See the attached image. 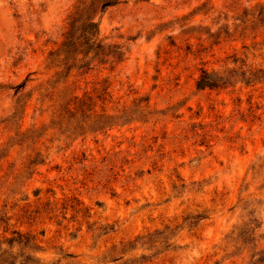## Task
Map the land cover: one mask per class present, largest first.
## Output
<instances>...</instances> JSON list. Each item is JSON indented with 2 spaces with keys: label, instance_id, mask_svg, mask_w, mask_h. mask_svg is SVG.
<instances>
[{
  "label": "rangeland",
  "instance_id": "rangeland-1",
  "mask_svg": "<svg viewBox=\"0 0 264 264\" xmlns=\"http://www.w3.org/2000/svg\"><path fill=\"white\" fill-rule=\"evenodd\" d=\"M74 2L0 0L1 181L43 160L0 188V231L41 264H264V0H121L95 20L122 60L56 77ZM64 85L106 125L52 124Z\"/></svg>",
  "mask_w": 264,
  "mask_h": 264
},
{
  "label": "trees",
  "instance_id": "trees-1",
  "mask_svg": "<svg viewBox=\"0 0 264 264\" xmlns=\"http://www.w3.org/2000/svg\"><path fill=\"white\" fill-rule=\"evenodd\" d=\"M121 0H75L66 16V30L59 46L52 52L54 56L55 76L60 77L63 72L71 70V68H86L94 62H119L125 55V51L118 44H109L104 42L99 37L98 25L96 23V15L103 11L106 7L112 6ZM261 8L253 16V20L261 21L264 19V5H258ZM263 22V21H262ZM252 74V70H248ZM65 75V74H64ZM225 75L218 71H208L203 69L195 82L198 89L204 88H219L227 84ZM62 98H59V104L53 113L52 124L64 123L71 127V133L78 134L82 130V120L85 117V112L91 113L87 116L91 120L92 125L89 128L101 129L106 124H102V115L98 117L95 114L97 101L102 102L105 98L100 95L92 96L83 93L82 96L75 94L70 90L68 85L62 88ZM22 97L19 95L14 103L11 118L20 113L19 120L24 113V108L21 109ZM79 118V119H78ZM106 118V115L104 116ZM64 120L65 122H62ZM71 120L70 122H68ZM74 124L73 126H71ZM102 125V126H101ZM36 132L35 128H31L26 132ZM26 132H19L23 135ZM7 155L0 156V172L1 161ZM42 155L39 152L35 153V158L29 160L27 165H23L15 176L12 177V182H2L1 179L4 175H0V188L8 189L11 186H17L18 189L22 186L20 179L27 173L28 169L41 164L43 160L40 158ZM33 172V171H31ZM20 182V183H19ZM10 192L12 191L9 189ZM2 218L0 217V222ZM7 229L4 228L0 231V264H41V260L36 256L40 246L34 236L27 233H22L17 230H12L9 235H5Z\"/></svg>",
  "mask_w": 264,
  "mask_h": 264
}]
</instances>
